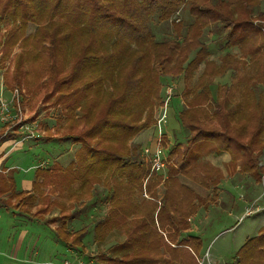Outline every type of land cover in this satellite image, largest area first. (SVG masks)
<instances>
[{"label":"trees","instance_id":"trees-1","mask_svg":"<svg viewBox=\"0 0 264 264\" xmlns=\"http://www.w3.org/2000/svg\"><path fill=\"white\" fill-rule=\"evenodd\" d=\"M260 2L0 0V60L7 63L3 84L19 92L23 86L30 96L44 92V100L56 95L58 119L65 122L61 135L78 144L67 165L36 167L30 190H17L12 175H0V206L11 207L15 200L26 209L27 203L41 199L45 205L30 215L42 220L47 205L59 201L51 195L61 197L63 212L84 206L101 184L109 207L95 222L94 237L103 242L106 231L117 227L125 235L106 250L117 255L100 254L102 264H198L201 238L180 234L199 198L176 176L177 170L195 180L201 173L209 179V169L198 163V150L206 149L229 152L233 164L256 181L263 175L258 154L253 155L264 133V29L252 17L255 10L264 20ZM184 11L188 19L172 18ZM154 18L170 23L171 37L156 39L150 25ZM29 23L35 28L26 33ZM206 28L222 49L236 47L239 55L225 51L219 62L208 59ZM228 70L235 75L212 99L210 78ZM162 77L178 78L182 95H191L176 114L191 137L186 146L176 143L168 150L177 166H169L164 179L149 173L150 163L131 143L155 125ZM2 128L1 134L7 126ZM2 135L15 137L8 131ZM161 180L165 191L160 203L136 200L143 189L153 196ZM78 209L44 220H59L54 236L69 248L82 247L88 232L86 226L67 228ZM224 264H264V226Z\"/></svg>","mask_w":264,"mask_h":264},{"label":"rangeland","instance_id":"rangeland-1","mask_svg":"<svg viewBox=\"0 0 264 264\" xmlns=\"http://www.w3.org/2000/svg\"><path fill=\"white\" fill-rule=\"evenodd\" d=\"M258 9L264 12V0H261ZM255 12V10L252 11L253 23L263 25L264 29V20L260 19ZM172 18L178 21L180 18L186 20L189 17L184 11L175 14ZM150 25L156 39L171 37L172 27L169 22L157 21L154 18ZM5 28L6 25L2 27V32L5 31ZM34 28L35 25L29 23L26 33L33 32ZM203 32L205 41L209 45L208 59L219 62V57L225 51L239 55L236 47L222 49L218 43L214 42L215 35L208 34L207 28ZM6 64L0 60V91L9 100L13 96V89H7L3 84V71ZM202 68L203 63L198 66L195 76H198ZM234 75L235 71L228 70L222 76L215 75L210 78L212 99L217 97L218 88L223 84H229ZM161 83L160 102L154 108L155 125L139 132L131 140V143L133 146H137L140 156L149 163L156 148L160 150L161 158L166 162V165L157 174H161L164 179L168 176L169 166L175 168L177 166L176 158L169 159L168 150L176 143H181L183 147L186 146L191 137V133L178 125L176 120L177 111L186 107L185 102L190 99L191 95L186 97L182 95L183 86L181 84L182 87H180L178 78L162 77ZM258 91L261 90L258 89ZM20 92L14 102L10 100V117L5 124L6 131L14 134L15 137H2V141L4 140L5 146H7L2 150L3 152L8 147H10L8 149L10 151L16 146L17 149L19 148V151L13 150L9 162L18 167L14 171L18 180L21 177L25 179L23 183L19 184V189L22 186H27L28 181L31 182L36 167L67 165L73 159L74 152L78 147L77 143H73L61 135L65 133V122L62 123L58 119L60 106L53 102L56 95L44 100V92L37 97L30 96L23 86L20 88ZM168 96H170L169 99ZM164 110H166V116L161 122L159 137L155 126ZM18 118L21 119L20 122ZM59 123L62 124L58 127ZM17 124H22L26 129H19ZM27 129H31L34 134L39 136L30 137ZM48 138L51 140H47ZM242 140L247 142L248 136H243ZM263 143L264 133L258 139L256 150L253 153V155L258 154L257 162L260 165L258 167L262 170L263 175H261L260 181H256L249 174L242 173L240 165H234L231 161L232 156L225 151L216 154L206 149L198 150V163H201L202 168L209 169L211 174L209 179H206L205 174L202 176L201 173V176H197L195 180L185 176L182 172L180 173L179 169L177 170L176 176L199 198L194 202L195 213L187 218L188 226L181 230L180 234V237L198 235L201 238L202 248L199 257L196 258L198 264H224L232 261L239 247L264 226ZM1 162L2 159L0 167L2 166ZM206 168L204 169L206 170ZM164 191L165 185L161 180L155 186L153 196L143 189L135 198L137 201L155 200L160 203ZM106 196L107 190L101 184H97L93 197L87 198L84 206L73 205L63 211L70 213L73 209L79 208L75 219L67 224L69 230H76L83 226L88 228L87 234L83 237V246L78 248L66 247L55 238L53 228L59 224L58 219L53 224L44 222V220L63 214L62 207L59 205L63 201L59 195H51L52 199L59 201L47 205V211L39 216L42 220L30 215L36 208L45 205L41 199L27 203L26 209L16 204L15 200H12L13 206L11 207L0 206V264H60L64 260L70 264H102L98 259L100 254L117 255V253H107L106 250L116 242L124 240L125 235L121 227L106 231L103 242H99L94 237V224L109 207Z\"/></svg>","mask_w":264,"mask_h":264},{"label":"built area","instance_id":"built-area-1","mask_svg":"<svg viewBox=\"0 0 264 264\" xmlns=\"http://www.w3.org/2000/svg\"><path fill=\"white\" fill-rule=\"evenodd\" d=\"M12 94H13L12 98L8 100V98L5 95H3V93L0 91V124L1 125H5L9 121L10 100L14 102V100L17 99V95L19 94L18 89H16V88L13 89ZM169 97L170 96H168V99H169ZM165 114H166V110H164L163 114L158 118V122L155 126L157 129V134L159 137L161 135V122L164 120V118L166 116ZM20 120L21 119L18 118L19 122H20ZM22 128L26 129L22 124H20L19 129H22ZM28 131L30 133V135H29L30 137L39 136L38 134H34V132L31 129ZM158 136H157V138H158ZM165 165H166V162L161 158L160 150L156 148V150H155V152L151 158V161H150V173H152V172L160 173V169L165 167ZM51 264H53V263H51ZM60 264H70V263L67 260H64Z\"/></svg>","mask_w":264,"mask_h":264},{"label":"crops","instance_id":"crops-1","mask_svg":"<svg viewBox=\"0 0 264 264\" xmlns=\"http://www.w3.org/2000/svg\"><path fill=\"white\" fill-rule=\"evenodd\" d=\"M2 127H3V125L0 124V140H1V142H0L1 143L0 144V160L2 159V162H1L2 166L0 167V173L1 174H6V175H3V176H11L12 175L13 178H14V182H15V186H16L17 190H30L31 189V183H32L33 179L31 180V182L28 181V185L27 186H22L23 188L21 187L22 189L21 188L19 189V184L23 183V180H25V179H24V177H21L18 180V177L15 176L16 173H14L15 169H17L18 167L15 166L14 163H9L10 162V155H12L11 153L13 152V150L14 151L15 150L19 151V148L17 149L16 148L17 146H16V147L13 148V150L10 151V150H8V149H10V147H8V149H7L8 151L7 150L4 151V152L2 151L4 148L7 147V146H5L6 142H4V140L2 141V137H4L2 134L6 132L7 128L1 134V131L3 129ZM153 132H154V130H153Z\"/></svg>","mask_w":264,"mask_h":264}]
</instances>
